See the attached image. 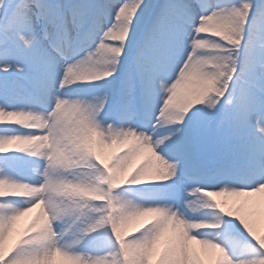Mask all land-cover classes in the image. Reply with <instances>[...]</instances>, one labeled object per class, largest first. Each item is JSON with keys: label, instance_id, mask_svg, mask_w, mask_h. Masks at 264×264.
Segmentation results:
<instances>
[{"label": "snow or ice", "instance_id": "obj_1", "mask_svg": "<svg viewBox=\"0 0 264 264\" xmlns=\"http://www.w3.org/2000/svg\"><path fill=\"white\" fill-rule=\"evenodd\" d=\"M258 194L264 0H0V264H264L261 202L228 200ZM233 223L253 255L205 234Z\"/></svg>", "mask_w": 264, "mask_h": 264}, {"label": "rangeland", "instance_id": "obj_2", "mask_svg": "<svg viewBox=\"0 0 264 264\" xmlns=\"http://www.w3.org/2000/svg\"><path fill=\"white\" fill-rule=\"evenodd\" d=\"M94 47V46H93ZM127 68V64H123L122 65V70L126 71ZM97 83H103V82H97ZM81 87V89L79 88ZM80 89V90H79ZM64 93L66 94V96L68 98H77V97H82L85 99H90L91 95L94 94L96 92V84L93 83H80L79 86H76L74 88H69V89H65L63 90ZM15 126H9V129L14 128ZM19 132H24L25 130H20L18 129ZM14 146H9V148H12ZM27 160H32L34 158H26ZM33 165L31 163H25L21 169L15 174L17 178L19 179H24L27 180L29 182H34L36 181V179H38V177L35 175H31L33 176V178H31L29 175V173L27 172V168H32ZM134 191H142V190H147V189H151L153 187H155V185L152 184H144V185H140V186H132ZM120 191H123V189H121ZM132 199L137 200V202H139L140 198L139 197H135L132 196L130 197ZM217 199H222V197H217ZM22 198H12V203L14 205V207L16 208H22L25 207V205H23ZM40 209H34L31 213L27 214V218L22 217L18 222H17V233L14 234L13 236V240L15 239L16 235L22 231L24 228L27 227V225L29 223H31L32 220H34L36 218V216L38 215ZM201 214H205L208 216H212L213 215V220L218 221L221 219H226L223 217H218L217 214L210 210V209H204L200 212ZM200 213H198V215H200ZM252 221L254 222L255 225V229L258 231V233H262V223L259 220V223L257 222V217L253 218L252 217ZM259 224V225H258ZM253 225V226H254ZM242 229V228H241ZM240 229V227L238 226V224L233 223V224H228V225H224L222 228L219 229V232L216 231V234L214 237H208L209 239H213L216 240L218 242H220L221 244H223L226 249L228 250V252L233 255V256H239L241 254L240 248L242 249H247V248H252L250 242H249V238L247 237L246 232H243ZM12 240H9L6 243V248L12 243ZM57 264H62L61 261L57 260Z\"/></svg>", "mask_w": 264, "mask_h": 264}, {"label": "bare ground", "instance_id": "obj_3", "mask_svg": "<svg viewBox=\"0 0 264 264\" xmlns=\"http://www.w3.org/2000/svg\"><path fill=\"white\" fill-rule=\"evenodd\" d=\"M76 86H79V84H76V85H73V86H71L70 88H74V87H76ZM69 89V88H68ZM31 169L32 168H27L26 170H27V172L29 173V175L28 176H30L31 178H33V176L32 175H34V177H35V173L34 172H32L31 171ZM32 175H31V174ZM37 180V179H36ZM222 199H224V197H222ZM240 199H248V200H253V201H260L261 202V206H260V209H259V213H258V215L257 214H254V215H252L251 217H250V219H251V222L253 223V225H254V222L252 221L253 219H252V217L253 218H255V217H257V222L259 223V220L261 221V223H262V225H263V227H262V233H264V195H262V194H258L257 196H255V197H242V198H228V200H229V203H231V202H233V201H235V200H240ZM23 201V200H22ZM23 205H25L26 206V204L23 202ZM39 209V208H38ZM254 211V210H253ZM200 216H203L205 219H207L209 222H216L215 220H213V215L212 216H208L207 217V215H205V214H201L200 213ZM25 218H27V216H25ZM259 225V224H258ZM254 227V229H255V225L253 226ZM241 229V228H240ZM242 230V229H241ZM216 231H218L219 232V229H217V230H207L206 231V236H207V238L208 237H214L215 236V234H216ZM243 232H244V230H242ZM195 247H197L198 249H199V245H195ZM240 251H241V254L240 255H245V256H251V255H253L254 254V252H253V249L252 248H247V249H242V248H240Z\"/></svg>", "mask_w": 264, "mask_h": 264}, {"label": "clouds", "instance_id": "obj_4", "mask_svg": "<svg viewBox=\"0 0 264 264\" xmlns=\"http://www.w3.org/2000/svg\"><path fill=\"white\" fill-rule=\"evenodd\" d=\"M121 36H126V28L125 27H118L113 32V37L117 41H119ZM213 63H214V65H223L225 62L222 59H217ZM182 71H183V69H182ZM204 71L207 73H214L216 75L217 82L219 83L223 79V77L221 76L220 73L222 71H225V69H223L222 67H215V66L210 65V66L206 67L204 69ZM198 86H199V81L189 77L188 82H187V86L184 90V95H194Z\"/></svg>", "mask_w": 264, "mask_h": 264}]
</instances>
